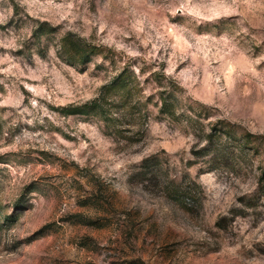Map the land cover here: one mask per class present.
I'll return each mask as SVG.
<instances>
[{
	"label": "rangeland",
	"instance_id": "rangeland-1",
	"mask_svg": "<svg viewBox=\"0 0 264 264\" xmlns=\"http://www.w3.org/2000/svg\"><path fill=\"white\" fill-rule=\"evenodd\" d=\"M37 20L58 29L45 57ZM66 33L106 47L117 69L62 60ZM130 63L151 80L117 130L63 112ZM154 72L252 149L209 170L206 142L144 103ZM149 156L158 171L154 159L145 174ZM172 179L196 192L168 194ZM0 264H264V0H0Z\"/></svg>",
	"mask_w": 264,
	"mask_h": 264
},
{
	"label": "trees",
	"instance_id": "trees-1",
	"mask_svg": "<svg viewBox=\"0 0 264 264\" xmlns=\"http://www.w3.org/2000/svg\"><path fill=\"white\" fill-rule=\"evenodd\" d=\"M58 29L51 25L48 21L37 20L32 30V47L37 48L36 53L45 57L49 51L52 39H56ZM58 38V37H57ZM56 51L58 56L71 65L77 63L88 64L93 61L95 57H101L103 63L101 67H112L117 69L118 61L115 60L114 55L110 54L109 50L98 44L88 42L86 39L75 36L72 33H66L57 41ZM108 63V65H106ZM117 74L103 86V96L85 103L82 106H68L62 110L65 114H90L104 116L107 120L112 122L113 130H117L118 124L115 121L123 118L127 113L126 109L132 106L137 92H142L144 89L143 83L151 79L145 78L142 80L143 71H136L133 64H125L124 67H118ZM153 83L158 87V91L153 94V97L146 99V102H154L157 108V118L159 120H170L175 124L187 129L199 141H205L202 148V155L208 156L209 170H214L221 164H227L232 159L235 151L250 150V139L244 135L235 123H231L226 119H219L217 122L210 125L205 121L211 119L213 113L211 108L194 100L191 97L184 96L182 88L176 79L167 77L164 73L154 72L151 74ZM120 106L115 112L107 111L109 108L107 104L108 99ZM113 96V97H111ZM141 101V99H139ZM146 104V106H147ZM145 105V104H144ZM109 112V113H108ZM110 118V119H109ZM210 122V121H208ZM108 124V123H107ZM155 159V172L158 162L157 156H149L142 160L140 168L145 174L154 173L152 170H147L152 165L149 164ZM226 165V166H227ZM164 190L168 194L175 195H193L196 191L186 188L176 179H172L163 185ZM185 190V191H184Z\"/></svg>",
	"mask_w": 264,
	"mask_h": 264
}]
</instances>
